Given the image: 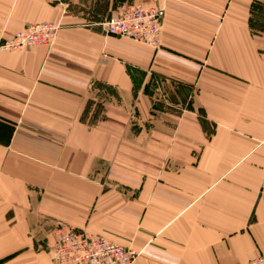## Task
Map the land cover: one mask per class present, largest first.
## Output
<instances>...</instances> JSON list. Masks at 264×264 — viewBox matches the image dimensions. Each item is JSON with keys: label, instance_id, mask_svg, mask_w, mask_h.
Returning <instances> with one entry per match:
<instances>
[{"label": "crops", "instance_id": "1", "mask_svg": "<svg viewBox=\"0 0 264 264\" xmlns=\"http://www.w3.org/2000/svg\"><path fill=\"white\" fill-rule=\"evenodd\" d=\"M131 3L158 48L104 33ZM43 21L51 46L0 50V264H57L56 222L132 264L264 256V0H0V40Z\"/></svg>", "mask_w": 264, "mask_h": 264}, {"label": "built area", "instance_id": "2", "mask_svg": "<svg viewBox=\"0 0 264 264\" xmlns=\"http://www.w3.org/2000/svg\"><path fill=\"white\" fill-rule=\"evenodd\" d=\"M60 3V0H38ZM164 10L156 5L143 7L126 4L119 14L101 21L104 33L128 37L154 48L160 45ZM60 28L59 23L43 21L26 25L13 36L0 41L1 51L22 50L28 46H51ZM264 189V168L261 180ZM49 251L59 264H132L139 252L94 235L84 228L67 224L52 227ZM243 264H264V256L258 255Z\"/></svg>", "mask_w": 264, "mask_h": 264}, {"label": "rangeland", "instance_id": "3", "mask_svg": "<svg viewBox=\"0 0 264 264\" xmlns=\"http://www.w3.org/2000/svg\"><path fill=\"white\" fill-rule=\"evenodd\" d=\"M103 21V20H102ZM35 23H39V22H35ZM56 23H59V22H56ZM29 24H32V23H29ZM28 25V24H27ZM59 25H60V23H59ZM26 26V25H25ZM24 26V27H25ZM23 27V28H24ZM3 39H5V38H2L1 40H3ZM0 40V41H1ZM152 86V85H151ZM153 89V88H152ZM153 94L154 93H152V96H153ZM155 96H158V95H155ZM160 98H162V97H160ZM96 101V102H95ZM103 97H102V95H99V96H97V99L96 100H91V102L89 103V105H90V107L86 110V113H87V119H88V122H91V123H93V122H96V121H98V120H100L101 118H102V116L104 115V113H103V111H104V105H103ZM168 109L169 108H162V110H167L168 111ZM89 112L91 113V115L89 116ZM263 176V175H262ZM59 223H62V224H66V223H63V222H56V223H54L52 226H51V228H50V231H51V229H52V227L53 226H55L56 224H59ZM68 225V224H67ZM50 231H49V236H50V240H49V242H47V246H46V250H47V252L50 254V256H51V259L54 261V259H53V257H52V254H51V252L49 251V243H50V241H51V234H50ZM89 232V231H88ZM117 244V243H116ZM120 245V244H119ZM123 246V245H122ZM55 262V261H54ZM55 263H57V262H55ZM57 264H59V263H57Z\"/></svg>", "mask_w": 264, "mask_h": 264}, {"label": "bare ground", "instance_id": "4", "mask_svg": "<svg viewBox=\"0 0 264 264\" xmlns=\"http://www.w3.org/2000/svg\"><path fill=\"white\" fill-rule=\"evenodd\" d=\"M128 38V37H127Z\"/></svg>", "mask_w": 264, "mask_h": 264}]
</instances>
